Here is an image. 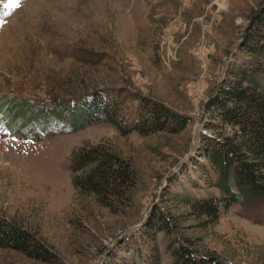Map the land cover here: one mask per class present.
<instances>
[{
	"label": "rangeland",
	"instance_id": "374dc122",
	"mask_svg": "<svg viewBox=\"0 0 264 264\" xmlns=\"http://www.w3.org/2000/svg\"><path fill=\"white\" fill-rule=\"evenodd\" d=\"M262 16L264 0H0V97L50 106L98 91L118 95L129 117L142 98L186 117L182 130L148 133L107 122L66 131L56 120L11 130L2 120L0 218L29 230L50 255L0 247V264H148L151 248L158 264H171L181 235L225 264H264V200L221 209L214 223L178 200L218 193L193 168L206 103L235 55L252 56L243 43ZM98 143L135 172L130 196L110 207L70 178L72 151ZM156 212L168 230L151 225Z\"/></svg>",
	"mask_w": 264,
	"mask_h": 264
},
{
	"label": "trees",
	"instance_id": "16d2710c",
	"mask_svg": "<svg viewBox=\"0 0 264 264\" xmlns=\"http://www.w3.org/2000/svg\"><path fill=\"white\" fill-rule=\"evenodd\" d=\"M257 23L258 33L252 34L250 44L249 41L243 43V49L252 56L237 54L235 60L229 62L226 75L206 103L205 132L201 133L196 146L198 152L193 168L203 174L206 186L218 193L198 197L185 192L178 198L191 215L207 223H214L221 209L234 204L247 207L256 200H264V16ZM117 99L118 95L103 96L101 92L91 91L75 101L55 98L52 105L44 106L23 98L0 97V122L7 119L12 130L26 122L56 120L67 124L66 131L107 122L122 133L162 129L175 132L186 125L184 115L147 98L139 101L132 116H126L120 111ZM69 169L75 189L94 194L97 201L109 207L116 198L129 197L135 183L130 162L102 143L73 150ZM194 181L195 187L201 185ZM151 225L157 231L168 230L163 213L156 212ZM0 247L21 251L34 259L50 255L34 234L4 218H0ZM150 251L147 263L158 264L157 249ZM135 253L139 259L143 252L137 248ZM169 254L171 264H225L213 252L199 251L182 235L173 241Z\"/></svg>",
	"mask_w": 264,
	"mask_h": 264
},
{
	"label": "snow or ice",
	"instance_id": "6c2138e0",
	"mask_svg": "<svg viewBox=\"0 0 264 264\" xmlns=\"http://www.w3.org/2000/svg\"><path fill=\"white\" fill-rule=\"evenodd\" d=\"M12 2H13V6H14V7H18L19 4H20V0H12ZM0 27H3V25L0 24Z\"/></svg>",
	"mask_w": 264,
	"mask_h": 264
}]
</instances>
